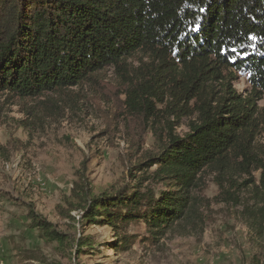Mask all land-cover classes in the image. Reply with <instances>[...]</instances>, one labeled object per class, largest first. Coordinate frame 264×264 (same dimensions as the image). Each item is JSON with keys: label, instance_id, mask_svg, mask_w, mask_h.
I'll return each instance as SVG.
<instances>
[{"label": "trees", "instance_id": "obj_1", "mask_svg": "<svg viewBox=\"0 0 264 264\" xmlns=\"http://www.w3.org/2000/svg\"><path fill=\"white\" fill-rule=\"evenodd\" d=\"M137 53L156 76H142L129 98L169 97L193 116L183 136L164 130L157 156L149 157L148 167L157 166L152 179L167 187L156 195H95L81 173L63 215L83 211L84 223L106 220L117 233L143 221L162 235L193 208L209 173L222 189L246 177L242 186L251 185L264 220V0H0V93H56L108 66L125 68ZM239 78L249 88H236ZM30 218L48 240L65 243L51 222L34 211ZM126 238L116 247L130 248L134 240ZM88 243L78 240L80 252Z\"/></svg>", "mask_w": 264, "mask_h": 264}, {"label": "rangeland", "instance_id": "obj_2", "mask_svg": "<svg viewBox=\"0 0 264 264\" xmlns=\"http://www.w3.org/2000/svg\"><path fill=\"white\" fill-rule=\"evenodd\" d=\"M148 62L137 53L125 68L108 66L78 86L39 97L0 93V264H264V220L251 185L242 186L246 177L236 179L240 187L222 189L216 174L202 176L193 208L162 235L143 221L117 233L106 220L84 223L83 211H72L74 219L61 212L81 173L95 195L166 189L152 179L157 166L148 167L149 157L157 156L164 130L183 136L193 116L169 97L129 98L142 76H156ZM236 88L249 83L239 78ZM31 211L65 243L32 227ZM122 237L134 240L130 248L116 247ZM79 239L90 241L82 252Z\"/></svg>", "mask_w": 264, "mask_h": 264}]
</instances>
